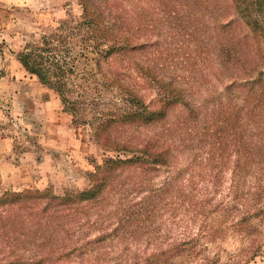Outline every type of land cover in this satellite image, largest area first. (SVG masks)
I'll use <instances>...</instances> for the list:
<instances>
[{"label":"rangeland","instance_id":"374dc122","mask_svg":"<svg viewBox=\"0 0 264 264\" xmlns=\"http://www.w3.org/2000/svg\"><path fill=\"white\" fill-rule=\"evenodd\" d=\"M114 1L122 5L119 10H130L124 16L134 21L133 28L121 24V31L139 27L141 41L158 43L114 51L95 64L92 59L84 62L80 55L88 43L82 42L87 28H73L82 20L80 0H0V196L26 189H48L59 196L83 192L91 185V174L107 160L131 156L105 144L109 136L116 145L145 143L147 136L157 133L155 146L166 139L171 148L175 142L186 147L171 149L167 169L148 172L146 180L157 185L163 178L175 176L166 197L180 193L186 201L197 202V215L181 208L167 212L162 219L165 232L172 229V239L197 237L188 246V255L180 258L181 264H264V148L261 155L249 151L255 142L264 144L260 132L264 123L258 126L264 108H253L235 98L237 90L226 89L230 71L217 65L215 45L206 39L215 38L217 30H197L195 0ZM88 2L104 20L114 17L116 7L111 13L105 11L108 5L112 7V0ZM200 32L201 42L197 43ZM44 36L53 41L58 58L57 50L62 54L68 50L75 57L74 70L67 74L64 85V101L53 86L43 83L17 58L18 52ZM222 36L219 33L217 38L222 40ZM204 53L210 57L204 59ZM154 74L156 79H172L181 101L168 107L158 122H121L117 115L104 125L109 113L121 112L127 90L136 92L150 108L162 103L159 87L151 81ZM241 108L252 116L240 124L243 140L235 143L227 129L218 135L211 127L208 151L200 126L207 118L222 126L221 116L232 111L240 116ZM197 137L202 138L200 149ZM240 146L249 155L256 153L257 161L250 163ZM118 170L133 175L127 167ZM134 175L143 177L139 170ZM190 186L196 189L190 191ZM118 197H106L105 214L114 210L112 204ZM85 204L81 200L79 210ZM98 211L100 208L91 209V218ZM97 234L96 230L90 232L88 239ZM144 245L141 248L147 247V253L152 251L150 245ZM6 263L7 258L0 260V264Z\"/></svg>","mask_w":264,"mask_h":264},{"label":"trees","instance_id":"16d2710c","mask_svg":"<svg viewBox=\"0 0 264 264\" xmlns=\"http://www.w3.org/2000/svg\"><path fill=\"white\" fill-rule=\"evenodd\" d=\"M88 1L80 0L82 20L73 27L87 28L82 42L88 40V43L82 46L83 52L80 54L84 57V62L92 59L98 64L101 58L111 52L156 46L158 43L157 40L141 41L137 36L139 27L121 31V24L126 28H133L134 21L129 16H124L130 10H119L122 5L118 2L112 0V7L108 5L106 12L111 13L115 7L116 12L113 18L104 20L91 9ZM195 1L197 30H217L215 38L210 35L206 39L215 45L213 58L217 65L230 71L226 89L237 90L235 98L244 99L251 107L264 108V0ZM219 33H223L222 40L217 38ZM198 35L197 43L201 42L199 39L202 33ZM186 45L189 43L186 42ZM55 50L53 41L44 36L41 42L18 52L17 58L43 83L53 86L64 101V85L67 74L74 70L75 57L69 56L68 50L63 54L61 50H57L60 55L58 58ZM200 54L198 52L197 56L200 57ZM203 56L204 59L210 57L205 53ZM199 61L202 63V60ZM156 78L154 74L151 81L158 85L159 100L162 102L157 108H150L136 92L127 90V97L124 99L126 104L119 108L121 112L109 113L104 125L115 121L111 119H115L117 115V120L121 122L136 124H149L163 118L166 109L175 102H180L181 96L177 87L172 86V79L166 81ZM242 110L243 108L240 116L234 111L221 116L222 126L211 123L210 118L206 119L203 127L200 126L201 137L205 138L208 151L212 137L211 127L215 128L218 135L219 131L227 129V135L231 139L235 136V143L243 140L240 124L244 123V119L251 120L252 116ZM199 114L200 109L197 110V118ZM254 116L258 114L255 113ZM260 119L258 126L264 123L263 112ZM260 132L264 133L261 127ZM201 137H197L199 149ZM157 138L156 133L147 136L145 143L119 142L121 144L115 145V141L109 136L105 144L109 146L111 143L117 150L130 152L131 156L107 160L105 165L91 174V185L83 192L65 196L55 195L48 189L5 192L0 196V260L7 258L6 264H175L173 258H176L174 261L181 264L180 258L184 254L188 255V246L197 237L172 239L169 234L172 229L165 232L162 219L167 212L172 213L181 208L186 214L197 215V202L186 201L180 193L166 197L170 179L175 176L165 177L157 185L146 180L148 172L156 171L159 167L167 169L171 149H178L180 145L186 147L181 142H175L174 148H171L166 139L155 146ZM240 147L246 153L248 161L254 163L257 161L256 153H263L264 144L255 142L249 148L250 152H256L255 155H249L244 146ZM126 167L133 175L123 174V170H118ZM137 170L143 177L134 175ZM195 189V186L189 187L190 191ZM110 194H117L119 197L117 203L112 204L114 210L105 214L103 206ZM139 194L143 195L139 197ZM81 200H85L87 204L79 210L77 205ZM93 208H100L94 219L91 218ZM113 220L114 227L107 230L113 226L110 225ZM95 230L98 234L88 239L89 233ZM143 243L144 246L150 245L152 251L147 253V247L141 248ZM189 257H192L190 253ZM205 260L206 257L203 261Z\"/></svg>","mask_w":264,"mask_h":264},{"label":"crops","instance_id":"0c3cea01","mask_svg":"<svg viewBox=\"0 0 264 264\" xmlns=\"http://www.w3.org/2000/svg\"><path fill=\"white\" fill-rule=\"evenodd\" d=\"M3 158H4V157L2 156L1 159L3 160ZM0 169H1V167H0ZM2 171H3V169H2Z\"/></svg>","mask_w":264,"mask_h":264}]
</instances>
